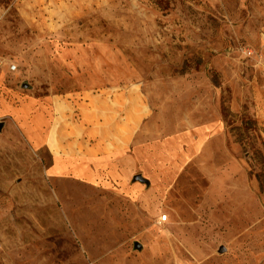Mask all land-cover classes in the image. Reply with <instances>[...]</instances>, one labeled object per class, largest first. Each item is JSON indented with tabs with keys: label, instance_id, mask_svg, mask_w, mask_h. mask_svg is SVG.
Listing matches in <instances>:
<instances>
[{
	"label": "rangeland",
	"instance_id": "rangeland-1",
	"mask_svg": "<svg viewBox=\"0 0 264 264\" xmlns=\"http://www.w3.org/2000/svg\"><path fill=\"white\" fill-rule=\"evenodd\" d=\"M0 264H264V0H0Z\"/></svg>",
	"mask_w": 264,
	"mask_h": 264
},
{
	"label": "crops",
	"instance_id": "crops-1",
	"mask_svg": "<svg viewBox=\"0 0 264 264\" xmlns=\"http://www.w3.org/2000/svg\"><path fill=\"white\" fill-rule=\"evenodd\" d=\"M83 160H88V159L72 158V159L63 160L60 157L55 158L54 164L51 167V173L56 174L61 170H66L76 176L92 175L93 171L92 168L90 167V164Z\"/></svg>",
	"mask_w": 264,
	"mask_h": 264
},
{
	"label": "water",
	"instance_id": "water-1",
	"mask_svg": "<svg viewBox=\"0 0 264 264\" xmlns=\"http://www.w3.org/2000/svg\"><path fill=\"white\" fill-rule=\"evenodd\" d=\"M133 179H134V181H136V180H138V181H140V182H148L145 178H143L141 175H135L134 177H133ZM135 247L136 248H139V245H137V244H135ZM221 251H224V249L223 248H221L220 249V252Z\"/></svg>",
	"mask_w": 264,
	"mask_h": 264
},
{
	"label": "built area",
	"instance_id": "built-area-1",
	"mask_svg": "<svg viewBox=\"0 0 264 264\" xmlns=\"http://www.w3.org/2000/svg\"><path fill=\"white\" fill-rule=\"evenodd\" d=\"M166 216H164V218L162 220H165Z\"/></svg>",
	"mask_w": 264,
	"mask_h": 264
}]
</instances>
